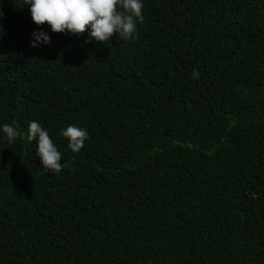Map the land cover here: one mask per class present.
<instances>
[{"label":"trees","instance_id":"1","mask_svg":"<svg viewBox=\"0 0 264 264\" xmlns=\"http://www.w3.org/2000/svg\"><path fill=\"white\" fill-rule=\"evenodd\" d=\"M142 4L137 38L102 44L0 0V264H264V0Z\"/></svg>","mask_w":264,"mask_h":264},{"label":"clouds","instance_id":"2","mask_svg":"<svg viewBox=\"0 0 264 264\" xmlns=\"http://www.w3.org/2000/svg\"><path fill=\"white\" fill-rule=\"evenodd\" d=\"M29 5L31 20L37 26L47 24L52 33H66L80 36L87 32L88 43L108 42L118 34L121 38H137V23H143L142 0H23ZM50 36L45 31H34L30 46L50 44ZM199 73L194 69L192 77ZM8 143H13L20 133L10 124L2 126ZM60 135L68 141L67 147L74 153L79 152L89 139L86 129L69 125L61 129ZM26 139L36 141V156L40 165L49 173L58 174L63 169L61 152L39 121H30Z\"/></svg>","mask_w":264,"mask_h":264}]
</instances>
